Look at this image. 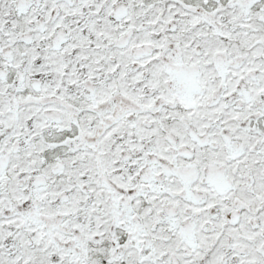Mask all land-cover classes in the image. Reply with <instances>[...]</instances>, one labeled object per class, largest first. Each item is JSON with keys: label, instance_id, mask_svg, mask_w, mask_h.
Segmentation results:
<instances>
[{"label": "snow or ice", "instance_id": "6c2138e0", "mask_svg": "<svg viewBox=\"0 0 264 264\" xmlns=\"http://www.w3.org/2000/svg\"><path fill=\"white\" fill-rule=\"evenodd\" d=\"M0 264H264V0H0Z\"/></svg>", "mask_w": 264, "mask_h": 264}]
</instances>
